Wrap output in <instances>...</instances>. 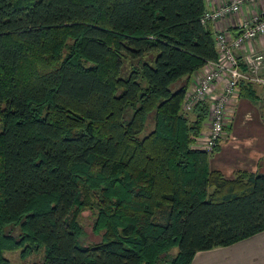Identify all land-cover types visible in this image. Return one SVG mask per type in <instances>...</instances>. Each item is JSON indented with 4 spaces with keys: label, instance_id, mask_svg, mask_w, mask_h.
<instances>
[{
    "label": "trees",
    "instance_id": "16d2710c",
    "mask_svg": "<svg viewBox=\"0 0 264 264\" xmlns=\"http://www.w3.org/2000/svg\"><path fill=\"white\" fill-rule=\"evenodd\" d=\"M205 8L0 0V264L20 247H44L34 264H190L264 230V169L212 168L197 145L209 104L183 109L217 33L239 30L204 23ZM240 95L258 98L251 83ZM96 204L103 237L81 243Z\"/></svg>",
    "mask_w": 264,
    "mask_h": 264
},
{
    "label": "built area",
    "instance_id": "2783aa9c",
    "mask_svg": "<svg viewBox=\"0 0 264 264\" xmlns=\"http://www.w3.org/2000/svg\"><path fill=\"white\" fill-rule=\"evenodd\" d=\"M259 0H205L206 8L202 17L205 23L213 22L232 14L242 13L246 3L255 4ZM238 33L233 35L228 30L216 35L218 56L208 60L195 70L193 83L186 91L183 109L191 112L196 103L207 102L208 118L203 130V143L197 145L214 152L227 133L232 123L234 108L242 83L264 85V53L250 47L242 64L238 50L245 49L247 43L257 36L264 35V10L253 11L243 16L238 24Z\"/></svg>",
    "mask_w": 264,
    "mask_h": 264
},
{
    "label": "crops",
    "instance_id": "0c3cea01",
    "mask_svg": "<svg viewBox=\"0 0 264 264\" xmlns=\"http://www.w3.org/2000/svg\"><path fill=\"white\" fill-rule=\"evenodd\" d=\"M264 10V0L257 3H246L239 18L227 17L214 22L217 29H236L242 16L250 12ZM253 48L264 53V40L254 39ZM248 46L238 50L244 60ZM264 74V68L261 71ZM181 78L177 83L186 81ZM193 76H191V82ZM257 100L238 97L235 103L230 137H223L219 148L210 156V165L222 170L227 176H233L238 169L256 171L264 160V121L258 109L264 111V85L255 83ZM240 92V91H239ZM257 102V103H256ZM236 127V128H234ZM238 127V128H237ZM205 129V128H204ZM264 257V230L229 245L217 246L197 251L190 264H262Z\"/></svg>",
    "mask_w": 264,
    "mask_h": 264
},
{
    "label": "rangeland",
    "instance_id": "374dc122",
    "mask_svg": "<svg viewBox=\"0 0 264 264\" xmlns=\"http://www.w3.org/2000/svg\"><path fill=\"white\" fill-rule=\"evenodd\" d=\"M240 14L241 13L232 14V15H230L228 17H232L233 16L235 18H239ZM225 18H227V17H225ZM238 21L240 22V20H238ZM257 38H260V36H257ZM262 39L264 40V35H263ZM252 43H253V41L247 43L246 46H248V49L250 47H253ZM240 60H241V58H240ZM241 62H242L243 65H245L244 60H241ZM125 63H126V67L129 66V64H130V62L128 60H126ZM263 68H262V70H263ZM123 73L126 74V72H123ZM181 83L182 82H179V83L176 82V83H174L172 85V87L176 88L179 85H181ZM253 85L255 86V84H253ZM256 85H258V83H256ZM240 96L246 97V96L240 95V92H239V97ZM246 98H249V97H246ZM249 99H251V98H249ZM257 106H258L259 112L261 114L262 120L264 121V114H263V111H261L259 103H258ZM190 117H193V116L191 115ZM231 127H232V125L227 127V133L224 136L225 137L224 138L225 141L230 137V134L232 133L231 132ZM234 128H236V127H234ZM202 134H203V132L199 136V141H198L199 145H201L203 143ZM211 155L213 156L214 152H212ZM260 165H261V169H264V160L260 163ZM212 168H215V167H212ZM100 205L101 204H96L94 207H86L80 213L79 221H80V224H81V232H80V235H79V241L81 243L87 244V243H92V242H98V241H100L102 239L105 229L97 230L95 228L96 223H97V219H98V213H99ZM9 229H11V232L13 234H16V235L18 234V232L20 230V228L18 226H14V227L9 228ZM177 250H178L177 246L173 247L170 250L168 256H170V257L173 256L177 252ZM4 254L9 259L10 264H34L36 262L38 263L39 261H41L43 259L44 254H45V249H44V247H41L40 249H37L35 251H31V252H28V253L27 252L23 253V248L20 247L18 249H14V250H5ZM261 261H262V264H264V257L261 258Z\"/></svg>",
    "mask_w": 264,
    "mask_h": 264
}]
</instances>
